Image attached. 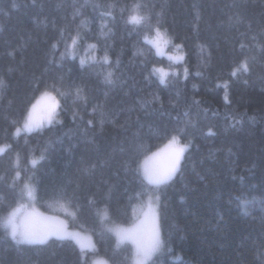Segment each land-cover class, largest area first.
I'll list each match as a JSON object with an SVG mask.
<instances>
[{"label": "trees", "instance_id": "trees-1", "mask_svg": "<svg viewBox=\"0 0 264 264\" xmlns=\"http://www.w3.org/2000/svg\"><path fill=\"white\" fill-rule=\"evenodd\" d=\"M112 2L148 5L153 20L156 13H161L159 19L173 37L172 44L180 43L183 48L178 52L169 44L172 50L163 55H156L155 49L149 52L142 34L130 31L132 26L124 24L118 9L112 32L97 43L101 17L94 5ZM73 14L75 24L84 21L82 31L90 37L88 43H97V49L88 50L84 44L77 58H69L62 68L47 65L49 75H62L66 86H82L89 101L87 112L99 102L107 117L117 118V127L106 125L102 135L93 136L92 129L85 132L83 122L73 121L69 97L67 110L60 115L61 124L13 137L12 121L35 88L32 74L39 75L46 66V41L58 36L53 23L58 27L71 24ZM241 42L246 45L244 49ZM104 43L109 46L112 64H92L91 68L86 64L81 68L79 58L87 60L93 51L99 58ZM262 46L264 0H0V78L5 82L0 89V145L12 146L6 156L0 157V264H76L79 253L71 240L52 237L44 245H18L5 235L2 221L12 203L9 185L16 153L22 176L33 178L36 210L63 220L69 231L91 236L100 251L88 252L89 264L99 259L132 264L131 244L117 246L116 238L106 228L129 226L135 219L131 207L135 202L130 197L140 190L142 178L126 171L125 163L138 168L145 155L162 148L167 142L165 132L185 118L186 110L198 126L188 130L192 146L185 154L182 173L159 191V224L166 247L153 260L156 264H264ZM59 51H63V45L57 55ZM142 51L144 55H140ZM172 51L173 55L184 54V63L192 73L187 80L183 78V65L168 59ZM9 52H14L15 58ZM209 53L211 61L204 66ZM242 54L254 57L249 61L250 71L231 77V68L243 59ZM117 58L120 63L115 67ZM153 64L169 72L165 83H160L158 75L144 79ZM198 66L200 76L195 75ZM109 68L117 78L115 85L104 82L103 74ZM225 93L230 103H225ZM153 96L159 97L163 110L158 103H145ZM77 110L88 118L83 108ZM233 117L239 122L234 123ZM120 124H126V128H120ZM209 127L215 135H207ZM139 142L144 145V153L132 164L131 149ZM41 153L44 159L33 168L32 159H39ZM94 164L97 167L92 172L85 171ZM65 193L74 205L69 211L79 208L76 219L60 213L64 211L60 203ZM237 197L250 202L247 215ZM89 200L96 204L90 205ZM105 206L108 219L102 221Z\"/></svg>", "mask_w": 264, "mask_h": 264}, {"label": "snow or ice", "instance_id": "snow-or-ice-1", "mask_svg": "<svg viewBox=\"0 0 264 264\" xmlns=\"http://www.w3.org/2000/svg\"><path fill=\"white\" fill-rule=\"evenodd\" d=\"M35 3V0H33ZM15 7V6H13ZM94 7L100 9L101 25L99 36L96 37L97 43L100 41V37H107L112 32L116 23V11L119 10L120 19L125 25H131L130 31H137L138 34H142L143 41L149 46L148 51L155 49L156 55H163L164 49L172 44L173 37L169 34V30L164 27L162 21L159 19L161 13H156V19L153 20L152 10L148 5L134 2L130 6L127 3L120 4L117 2L108 3L107 5L96 4ZM199 20V16H197ZM76 14H73L71 24H65L63 26H57L53 23L54 30L58 33V36L53 37L48 43V50L45 53L46 66L43 71L36 75L32 74V83L35 85L33 94L27 99L24 107L20 110L17 119L12 121L11 127L14 129L10 135L13 137H19L22 132L32 133L34 131H40L45 126H55L61 124L60 119L61 112L66 111V102L69 97L72 98L73 121H81L85 124V132L89 129L93 130V136L97 134H104L106 125L111 124L113 128L117 127L118 120L116 117H107L103 105L99 102L92 105L91 112H87L89 105L88 97L84 91V88L78 84L71 83L67 86L64 84V77L62 75L57 76L55 74L49 75V68L47 65H55L57 68H62L64 62L71 58L75 60L78 55V49L82 48L84 44H87L88 50H96L97 43H88L90 37H88L82 27L84 21L80 24H75ZM74 24L73 28L71 25ZM111 25V26H110ZM249 25V29H250ZM245 35V33H241ZM256 36L252 37L255 41ZM63 45V51H59V47ZM178 52L183 48L180 43L172 44ZM201 51L204 50L203 46H199ZM246 45L241 42L240 48L244 49ZM264 47V46H262ZM100 50L103 55L97 58L93 54L87 57L79 58L81 68L85 65L89 68L92 64L99 65H111L112 61L109 57V46L107 43L101 45ZM9 56L15 58L14 52H9ZM140 55H144V52H140ZM243 55V54H242ZM170 61L180 63L183 65V78L187 80L192 73L189 70L185 61L184 54L170 55L168 56ZM203 61L204 58L200 57ZM254 57H248L243 55V59L237 61L231 68L230 76L238 77L244 73L250 71L249 61ZM91 61V63H88ZM211 61V53L208 54L207 61L204 62V66ZM119 58L115 61V67L119 66ZM198 66L195 72L196 76L202 75ZM11 71V69H9ZM104 82L109 85H115L117 78L114 71L105 69ZM154 75H158L160 83H165L169 72L163 67H157L155 64L151 67V70L147 72L144 79L150 80ZM176 76L177 73H172ZM247 83V81H245ZM42 85V87H41ZM227 82H224L223 87L227 89ZM5 87V82L0 78V89ZM195 87V85L193 86ZM217 87H221L217 84ZM65 101L62 104L61 101ZM145 103L159 104V109H164V104L160 102L158 96H153L152 101ZM200 101L193 100V104L200 105ZM225 103H230L227 93H225ZM144 105H142L143 107ZM172 108H176V104H171ZM78 108H83L88 118L85 119V115L78 111ZM153 111L157 109L153 107ZM98 117V118H97ZM184 119L179 121L175 127L170 131L165 132V139L167 142L162 148L153 152L150 156L145 155L143 164L140 167H131L128 162L125 163V170L131 171L134 175L141 177V188L136 191L133 196L130 197V201H133L131 205L133 216H135L136 223L130 227L108 228L109 232H113L116 236L117 246L130 243L132 245V264H156L153 260L154 256L162 254L166 241L161 237V230L159 224V191L162 187L167 186L177 174L182 173L185 160L187 159L186 153L192 146L189 129H195L198 124L197 121L190 117L189 112H184ZM234 123L239 122L235 117L232 118ZM139 117H137V121ZM120 128H126V124H120ZM209 127L207 135H215ZM138 138V134H136ZM185 140V142H181ZM11 144L0 145V157L6 156L11 149ZM121 152L125 149L121 147ZM132 155L130 160L132 164H135L139 155L144 153V145L142 142L136 143L131 149ZM44 159L43 153L39 159H32L31 164L33 168L37 165L39 160ZM20 156L16 153V159L12 161L13 175L11 176V184L9 187L12 189V203L9 205L7 215L3 218V227L5 228V235L10 236L11 240L16 244L25 245H44L48 241L55 237L57 240H71L79 247V253L77 255L76 264H89L87 254L89 251L92 253H99V249L92 242L91 236L82 235L80 232L69 231L66 223L63 220H59L56 217L44 216L41 212L37 211L33 206L35 199L36 188L33 184L32 176H22V172L19 165ZM160 161V163H155ZM97 165H92L91 168L86 169V172H92ZM103 167V163L100 165ZM0 179H3L0 177ZM18 189V191H17ZM110 192V189H109ZM240 200L239 207L244 212H247V205L249 201L237 197ZM63 202L60 203V208L64 210L68 215H71L73 219L77 218L79 208L76 207L75 211H69L70 207H74L72 204V198L67 194L61 197ZM90 205H95L96 202L89 200ZM102 221L108 219V209L105 206ZM261 247H264L262 245ZM168 251H171L168 248ZM92 264H111L110 259L93 260Z\"/></svg>", "mask_w": 264, "mask_h": 264}, {"label": "rangeland", "instance_id": "rangeland-1", "mask_svg": "<svg viewBox=\"0 0 264 264\" xmlns=\"http://www.w3.org/2000/svg\"><path fill=\"white\" fill-rule=\"evenodd\" d=\"M172 49H171V47H170V45H168L165 49H164V52L165 51H171ZM175 51V50H174ZM174 51H172L171 52V54L173 55V52ZM172 63H176V62H173V61H171ZM58 212H60V211H58ZM61 214H63V215H65V211H62V212H60ZM134 223H136V219H134V221L129 225V226H116V225H109L108 227H106L107 229L108 228H119V227H124V228H126V227H130L132 224H134ZM113 235H114V233L113 232H111ZM114 237L116 238V236L114 235ZM127 243V242H126ZM130 244V243H129ZM132 246V245H131Z\"/></svg>", "mask_w": 264, "mask_h": 264}]
</instances>
